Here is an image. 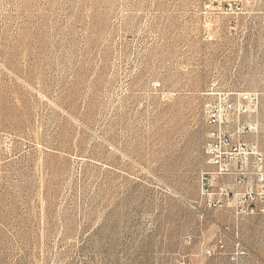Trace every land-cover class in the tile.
Instances as JSON below:
<instances>
[{"label": "rangeland", "instance_id": "rangeland-1", "mask_svg": "<svg viewBox=\"0 0 264 264\" xmlns=\"http://www.w3.org/2000/svg\"><path fill=\"white\" fill-rule=\"evenodd\" d=\"M203 38L199 0H0V264H226L236 233L264 264V215L199 182L204 92L264 90V48Z\"/></svg>", "mask_w": 264, "mask_h": 264}, {"label": "built area", "instance_id": "built-area-1", "mask_svg": "<svg viewBox=\"0 0 264 264\" xmlns=\"http://www.w3.org/2000/svg\"><path fill=\"white\" fill-rule=\"evenodd\" d=\"M199 17L203 40L216 47L232 40L238 45L232 54L238 61L247 38L263 34L250 38L251 57L261 55L256 50L264 48V0H199ZM204 94L201 114L209 127L204 145L209 168L200 174L202 198L217 209L229 206L235 220L264 215V90L211 87ZM202 253L226 264H249L252 259L237 233L230 243L219 239Z\"/></svg>", "mask_w": 264, "mask_h": 264}, {"label": "crops", "instance_id": "crops-1", "mask_svg": "<svg viewBox=\"0 0 264 264\" xmlns=\"http://www.w3.org/2000/svg\"><path fill=\"white\" fill-rule=\"evenodd\" d=\"M258 41L254 40L252 42V45L254 47L258 46ZM237 44L233 42L232 40H228L226 42L221 41L217 45V50L220 52V61L221 65L225 64V66L228 67L231 63L234 62V59L236 56L232 55L235 52V49L237 48ZM242 56L240 57L241 60H244L246 64H250V38H247L246 42L242 46Z\"/></svg>", "mask_w": 264, "mask_h": 264}]
</instances>
